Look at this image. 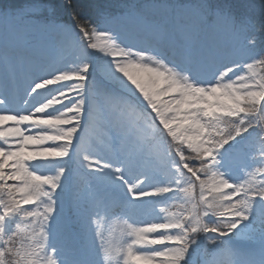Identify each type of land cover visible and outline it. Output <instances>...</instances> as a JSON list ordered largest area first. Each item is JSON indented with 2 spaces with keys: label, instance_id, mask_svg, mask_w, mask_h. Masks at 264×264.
<instances>
[{
  "label": "snow or ice",
  "instance_id": "6c2138e0",
  "mask_svg": "<svg viewBox=\"0 0 264 264\" xmlns=\"http://www.w3.org/2000/svg\"><path fill=\"white\" fill-rule=\"evenodd\" d=\"M65 4L0 0V264H264V22L150 0L132 35Z\"/></svg>",
  "mask_w": 264,
  "mask_h": 264
},
{
  "label": "rangeland",
  "instance_id": "374dc122",
  "mask_svg": "<svg viewBox=\"0 0 264 264\" xmlns=\"http://www.w3.org/2000/svg\"><path fill=\"white\" fill-rule=\"evenodd\" d=\"M61 10V17L66 19V11L68 12L65 0H51ZM80 1V2H79ZM6 4L17 5L22 3L23 0H4ZM76 2L82 6V15H85L93 23L103 21L105 17L115 19L123 15H129L140 6L149 3L150 0H76ZM182 2H192V0H182ZM210 2L216 3H230L234 6L238 15L250 14L256 21L257 26L259 22L264 20V0H210ZM251 4V10H247L241 7L243 4ZM76 4V3H75ZM256 42L254 46V55L257 58H264V32L255 33ZM258 72L264 73V69L258 68ZM247 178V177H246ZM175 211L176 209H171ZM122 226V221L119 218H113L105 226L106 238L110 239L114 244H119L120 233L119 229ZM240 245L245 248H253L258 253L259 243L258 240L253 244L252 241L242 240Z\"/></svg>",
  "mask_w": 264,
  "mask_h": 264
},
{
  "label": "bare ground",
  "instance_id": "6f19581e",
  "mask_svg": "<svg viewBox=\"0 0 264 264\" xmlns=\"http://www.w3.org/2000/svg\"><path fill=\"white\" fill-rule=\"evenodd\" d=\"M112 26L121 27L125 31H127L129 34H132V35L136 34V24H135V20L132 18L131 13L129 15H123V16L116 17L115 19H113ZM201 39H202V45H203L202 50L204 52H207L211 48V46L216 41L220 40L221 38L202 37ZM2 47H3V42L0 41V48ZM19 55H20L19 52H16L15 53L16 60L8 64L7 66L3 63V61H0V86L5 85V84L10 86L14 76H17L19 73L23 71V66L19 63Z\"/></svg>",
  "mask_w": 264,
  "mask_h": 264
},
{
  "label": "trees",
  "instance_id": "16d2710c",
  "mask_svg": "<svg viewBox=\"0 0 264 264\" xmlns=\"http://www.w3.org/2000/svg\"><path fill=\"white\" fill-rule=\"evenodd\" d=\"M72 2H73V4H75V5H78L79 7H81L82 6V4L81 5H79L77 2H76V0H72ZM80 2V1H79ZM52 3L54 4V1H52ZM67 9H68V12L66 11V19H69V13L71 12V8H69L68 6H67ZM81 15H82V12H81ZM82 16H84V17H86L85 15H82ZM261 22H264V20H262V21H260L259 23H261Z\"/></svg>",
  "mask_w": 264,
  "mask_h": 264
}]
</instances>
